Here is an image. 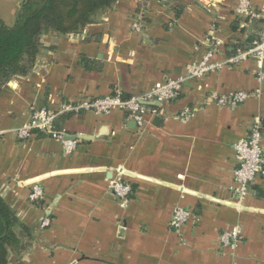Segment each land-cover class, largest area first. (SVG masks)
Masks as SVG:
<instances>
[{
  "label": "crops",
  "instance_id": "0c3cea01",
  "mask_svg": "<svg viewBox=\"0 0 264 264\" xmlns=\"http://www.w3.org/2000/svg\"><path fill=\"white\" fill-rule=\"evenodd\" d=\"M8 1L0 0V14L12 23L23 0ZM237 1L180 0L176 16L175 4L149 0L137 33V0H118L79 35L43 37L33 72L0 90V195L33 233L9 264H264V176L255 178L242 203L233 192L234 145L255 118L264 127L257 57L189 81L174 101L152 107L157 114L147 113L141 129L118 109L61 113L64 130L90 137L70 154L53 137L23 140L16 133L31 120L32 108L60 112L114 89L138 94L178 78L212 48L213 36L222 41L214 58L226 62L264 35L263 23L236 15ZM251 2L264 8V0ZM9 6L8 21L3 11ZM238 91L251 95L232 105L211 98ZM187 108L193 113L183 118ZM115 178L135 185L132 198L114 196L109 182ZM35 184L45 195L32 201ZM178 207L193 212L179 232L171 226ZM234 226H241L242 239L224 249L220 234Z\"/></svg>",
  "mask_w": 264,
  "mask_h": 264
},
{
  "label": "built area",
  "instance_id": "2783aa9c",
  "mask_svg": "<svg viewBox=\"0 0 264 264\" xmlns=\"http://www.w3.org/2000/svg\"><path fill=\"white\" fill-rule=\"evenodd\" d=\"M234 10L236 15L241 18L264 19V8L261 10L255 8L251 0H238ZM142 19V15L139 14L132 23V29L137 33L142 32ZM212 39V48L206 51L199 62L189 64L185 74L178 78L158 83L148 92L132 95L127 99L122 98L120 91H117V94L113 96L109 95L95 100H77L66 105L60 112L32 108L31 120L19 127L16 133L20 139L27 140L32 138L34 130L48 132L53 138L61 141L64 152L70 154L76 150L78 140L65 139V131L56 132L53 130L54 121L63 112L85 109L92 110L97 115H103L118 109L127 113L128 118L132 119L139 129H141L146 122L147 113L157 114V111L152 108L153 104L156 103L159 106H163L173 101L177 98L184 85L191 79L202 78L211 72L217 71L223 67L224 63H236L245 60L249 56H255L258 58L261 76L264 74L262 73L264 67V35L261 36V41L255 46L247 50H238L235 55L227 57L226 62L214 58L215 54L219 52L222 41L216 36H213ZM250 95V92L238 91L225 95L213 94L211 98L220 105H232L244 102ZM192 113V109L187 108L181 113V116L187 118ZM263 128L262 120L255 118L250 125L248 136L239 140L234 145L237 167L234 172L235 186L233 192L236 195L238 203H242L249 195L251 184L255 178L259 175L264 176ZM109 189L117 199L122 201H126L132 192L131 184L120 178L110 180ZM44 195V190L41 186L37 184L33 185L30 193L32 201L40 200L44 198ZM192 217V210L178 207L174 212L171 226L179 232ZM48 225L49 220H45L43 226ZM241 239V226H234L232 229L225 230L220 234V246L224 249L232 248Z\"/></svg>",
  "mask_w": 264,
  "mask_h": 264
},
{
  "label": "trees",
  "instance_id": "16d2710c",
  "mask_svg": "<svg viewBox=\"0 0 264 264\" xmlns=\"http://www.w3.org/2000/svg\"><path fill=\"white\" fill-rule=\"evenodd\" d=\"M117 1L23 0L12 23H7L0 14V90L13 78L26 77L33 72L44 49L43 37L45 35L57 37L70 34L79 35L89 25L101 22V15L105 11L112 9ZM158 1L175 4L176 16L180 15L182 11L180 0ZM148 8L149 0H137L134 20L136 16L141 14L143 17L142 22L145 24ZM244 19L250 21L252 24H264L263 18ZM249 40L251 39L249 38ZM259 41H261L260 36L255 39L252 38V43L246 46L242 45L241 50H247L255 46ZM81 61L86 63L88 60L85 56H82ZM117 91L119 90L114 89L110 95L117 94ZM138 94L120 92L121 97L125 99ZM153 108L157 109L155 105ZM125 115L127 116V113ZM60 119L61 116H58L53 123V130L56 132L66 131L61 127L59 123ZM45 136L52 137L50 133L40 130H34L32 137ZM125 181L132 186L130 194L132 198L135 192V185H132L126 179ZM38 204L41 205L42 201H39ZM173 229L176 230L175 228ZM32 240V228L17 216L16 211L0 195V264H9L11 254H20L22 251H25L30 246Z\"/></svg>",
  "mask_w": 264,
  "mask_h": 264
},
{
  "label": "water",
  "instance_id": "95a60500",
  "mask_svg": "<svg viewBox=\"0 0 264 264\" xmlns=\"http://www.w3.org/2000/svg\"><path fill=\"white\" fill-rule=\"evenodd\" d=\"M153 105H158V104H153ZM64 138L65 139H68V140H83V139H90V137H88V136H84V135H77V134H71V133H69V132H67V131H65V133H64ZM213 200H215L214 198H212ZM216 201H218V200H216ZM226 204H228V205H234V206H237L236 204H231V203H228V202H225ZM243 209H250V208H247V207H245V206H243Z\"/></svg>",
  "mask_w": 264,
  "mask_h": 264
},
{
  "label": "rangeland",
  "instance_id": "374dc122",
  "mask_svg": "<svg viewBox=\"0 0 264 264\" xmlns=\"http://www.w3.org/2000/svg\"><path fill=\"white\" fill-rule=\"evenodd\" d=\"M8 4L9 5H12V1L11 0H9L8 1ZM6 7V5H4V8ZM12 7H8V8H6V10L5 11H3V16H4V18L5 19H7L8 21L11 19V17H12V14H11V12H12Z\"/></svg>",
  "mask_w": 264,
  "mask_h": 264
}]
</instances>
